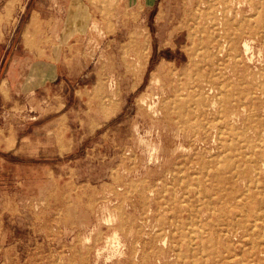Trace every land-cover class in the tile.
Listing matches in <instances>:
<instances>
[{
	"label": "rangeland",
	"instance_id": "obj_1",
	"mask_svg": "<svg viewBox=\"0 0 264 264\" xmlns=\"http://www.w3.org/2000/svg\"><path fill=\"white\" fill-rule=\"evenodd\" d=\"M263 10L0 0V264H264Z\"/></svg>",
	"mask_w": 264,
	"mask_h": 264
},
{
	"label": "bare ground",
	"instance_id": "obj_2",
	"mask_svg": "<svg viewBox=\"0 0 264 264\" xmlns=\"http://www.w3.org/2000/svg\"><path fill=\"white\" fill-rule=\"evenodd\" d=\"M207 1V0H206ZM222 5V4H221ZM196 9V8H195ZM258 11V10H257ZM255 13H257V12H255ZM260 16H262V17H264V10L263 11H261L260 13ZM200 15V14H199ZM244 15V14H243ZM252 15H254V14H252ZM210 17V16H209ZM197 18V17H196ZM209 19V18H208ZM196 23V22H195ZM254 24V23H253ZM263 25H264V23H263ZM241 26H245V24L244 23H241ZM192 28V27H191ZM240 31V30H239ZM261 31V30H260ZM195 33V32H194ZM220 34V33H219ZM218 34V35H219ZM262 35V34H261ZM264 35V34H263ZM202 39V38H201ZM245 39V38H244ZM264 40V39H263ZM248 41V40H247ZM247 41H245L246 43H247ZM140 42V41H139ZM144 43V42H143ZM245 45H247V44H244V46ZM248 45H249V43H248ZM225 48V47H224ZM198 51V50H197ZM222 53V52H221ZM233 54V53H232ZM157 70H158V72L159 73H162V72H164L165 70H166V67H165V64H162V65H160V66H158V68H157ZM213 76V75H212ZM154 80V79H153ZM159 80V79H158ZM157 79H156V81H158ZM222 83V82H221ZM180 85V84H179ZM220 85V84H219ZM190 88V87H189ZM220 93V92H219ZM254 93V92H253ZM221 94V93H220ZM156 95H158V94H156ZM206 95V94H205ZM218 95V94H217ZM147 97H149V95L147 96ZM206 97V96H205ZM143 100V99H142ZM158 100V99H157ZM200 100H202V101H205L204 100V98L202 97V98H200ZM235 100V99H234ZM234 100H232V101H234ZM201 101V102H202ZM220 101H222V100H220ZM158 102V101H157ZM215 102V101H214ZM234 102H236V101H234ZM204 103V102H203ZM216 103V102H215ZM208 105H209V103L208 102H205L204 103V110H205V112H207L208 111ZM215 105V104H214ZM214 105H212L213 107H214ZM221 106V105H220ZM242 107H243V105H241ZM184 107H185V102L183 101L182 102V104H180V108L183 110L184 109ZM245 108H246V106H245ZM224 110H226L227 109V107L226 106H224V108H223ZM246 111V110H245ZM244 111V112H245ZM170 113V112H169ZM233 115V114H232ZM195 118V117H194ZM234 118V117H233ZM229 125H230V123H229ZM224 127V126H223ZM204 129V128H203ZM206 137V136H205ZM256 147V146H255ZM247 154V153H246ZM254 154V153H253ZM249 162V161H248ZM264 165V164H263ZM257 168V167H256ZM259 168V167H258ZM260 169V168H259ZM260 171V170H259ZM258 174V173H257ZM258 178V177H257ZM259 180V179H258ZM245 181V180H244ZM261 181V180H260ZM259 181V182H260ZM189 184V183H188ZM260 184V183H259ZM257 185V184H256ZM249 189V188H248ZM245 191V190H244ZM246 191H247V189H246ZM240 193V192H239ZM248 193V192H247ZM241 194V193H240ZM260 198H261V195H260ZM240 199H242L241 197H240ZM242 210V209H241ZM259 210V209H258ZM247 211V210H246ZM262 212V211H261ZM241 214V213H240ZM239 214V215H240ZM247 215V214H246ZM263 216H264V214H263ZM237 217V216H236ZM255 218H256V216H255ZM242 219V218H241ZM258 219V218H257ZM260 219V218H259ZM263 219V218H262ZM255 220V219H254ZM253 220V221H254ZM244 222V221H243ZM264 225V224H263ZM262 225V226H263ZM252 226H255V225H252ZM253 228V227H252ZM251 228V229H252ZM247 230H248V228H247ZM251 231H254V230H251ZM264 231V230H263ZM249 234V233H248ZM263 234H264V232H263ZM255 236H256V234H254ZM116 237V236H115ZM262 240V239H261ZM251 241V240H250ZM255 243V242H254ZM260 243H262V242H260ZM257 245V244H256ZM151 249V248H150ZM183 253V252H182ZM191 253H192V251H191ZM257 253V252H256ZM251 254V253H250ZM194 261H196V260H194ZM246 262V261H245ZM261 262V261H260ZM196 263H198V262H195V264ZM194 264V263H193Z\"/></svg>",
	"mask_w": 264,
	"mask_h": 264
},
{
	"label": "crops",
	"instance_id": "obj_3",
	"mask_svg": "<svg viewBox=\"0 0 264 264\" xmlns=\"http://www.w3.org/2000/svg\"><path fill=\"white\" fill-rule=\"evenodd\" d=\"M15 48H17V46H15ZM3 79H1V81H2ZM1 81H0V84H1Z\"/></svg>",
	"mask_w": 264,
	"mask_h": 264
}]
</instances>
